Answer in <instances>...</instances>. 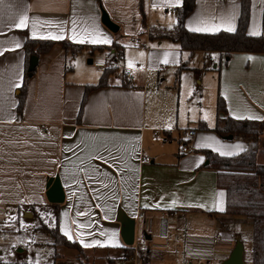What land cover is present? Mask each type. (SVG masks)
<instances>
[{"label":"crops","instance_id":"obj_1","mask_svg":"<svg viewBox=\"0 0 264 264\" xmlns=\"http://www.w3.org/2000/svg\"><path fill=\"white\" fill-rule=\"evenodd\" d=\"M101 2H0V237L8 226L19 230L18 224L26 217H38L43 222L45 214L58 211L60 232L68 238L64 234L67 229L71 241L85 253L92 248L104 255L105 264H134L127 258L133 252L128 253L119 216L138 219L139 211H144L145 218L137 221L147 233L149 248L143 251L148 254V264H223L238 240L244 244V262L249 264L240 233L228 226L231 221H251L243 215L225 213L226 191L217 185V170L206 166L203 150L215 151L218 146L235 150L237 144L243 150L248 147L243 139H226L213 130L218 120L217 100L221 95L227 105L221 117H264V53L234 52L226 60L220 52H190L179 42L151 39L147 27H174L183 0ZM141 2L147 27L142 23ZM103 10L119 25L124 57L116 61L118 65H111L115 69L107 86L88 94L80 115L86 86L98 83L105 70L91 64H111L110 58L115 60V50L108 47L117 38V31L103 23ZM24 15L29 18L28 27H15ZM240 15L241 0H196L185 26L191 31L197 27L219 29L196 31L203 33L228 31L229 26L236 30ZM74 25L78 36L90 40L98 35L111 43L74 41ZM253 31L264 35V0H251L248 32ZM49 33L65 38L53 40L56 43L51 50L38 56L20 113L18 103L27 62L25 43L28 39L52 40L41 38ZM136 38L143 43L135 44ZM62 40L87 48L70 60ZM94 46L107 48L98 50ZM106 53L109 60L104 58ZM95 55L99 57L88 58ZM211 56L216 58L212 64ZM130 61L132 68L128 67ZM126 69H132L131 78L126 76ZM191 128L197 135L187 139L191 152L183 153L180 133ZM205 143L213 147H198ZM57 178L64 191L61 203L48 199ZM221 201L224 211L218 210ZM174 210L181 214L163 215ZM42 222L36 229L51 231L52 227ZM216 234L220 237L214 242ZM81 240L100 241L107 246L85 248ZM109 240L119 246H111ZM23 245L19 251L32 246L29 241ZM57 247L74 252V248ZM57 254L54 259L50 255L53 264L63 256ZM76 257L74 264L78 263ZM93 257L97 262V255ZM0 264L39 263L21 257L15 263L7 262L0 257Z\"/></svg>","mask_w":264,"mask_h":264},{"label":"trees","instance_id":"obj_2","mask_svg":"<svg viewBox=\"0 0 264 264\" xmlns=\"http://www.w3.org/2000/svg\"><path fill=\"white\" fill-rule=\"evenodd\" d=\"M100 4L102 5L101 0ZM141 2L143 12L142 23L147 27L146 14ZM196 0H183V5L179 10L177 24L174 27L152 26L150 32L151 39H170L181 44L184 50L194 52L204 50L207 52H220L225 54L229 60L234 52H260L264 53V35H250L248 25L251 15V0H241V15L235 31H219L216 33H203L191 31L185 26L188 15L194 10ZM117 38L108 49L117 48L120 58L124 57V45L120 42L121 31L116 33ZM53 40L28 39L25 43L27 54L25 80L21 87L18 110L23 112L25 103V88L29 78L34 74L30 70V61L33 56H40L47 53L54 46ZM67 53L72 60L78 53L86 49V45L75 43L69 40H62ZM106 46H94L93 49L103 50ZM219 70V67H216ZM112 69L104 70L98 83L86 86V91L82 100L80 115L82 113L88 94L96 89L107 86L109 75ZM218 120L213 129L220 136L233 135L249 143L248 147L235 155L221 156L211 149L203 150L206 154L207 167L217 170V185L226 191L227 201L225 213L231 215L246 216L253 223V261L252 264H264V165L257 162L259 152L260 137L264 133V121L250 119H235L231 116L221 117L227 112L225 99L219 95L217 100ZM204 129H209L206 125ZM46 228H49L46 226ZM54 238V246H67L79 252H84L83 248L75 242L65 237L59 230V212L55 214V225L51 228ZM128 253L133 249L128 246ZM148 254L141 251L142 264H148ZM59 255H55L58 258Z\"/></svg>","mask_w":264,"mask_h":264},{"label":"rangeland","instance_id":"obj_3","mask_svg":"<svg viewBox=\"0 0 264 264\" xmlns=\"http://www.w3.org/2000/svg\"><path fill=\"white\" fill-rule=\"evenodd\" d=\"M147 30L152 32L153 30L151 27H147ZM115 50V60L113 58H108V55L106 53V56L104 58L108 59L111 64L106 63L107 65H110V69L114 70L115 68L111 65L117 64V62L121 61L119 50L117 48H114ZM80 55H84L83 53ZM105 55V54H103ZM99 55H95L94 57H88V58H98ZM117 61V62H116ZM92 66H95L94 63L91 64ZM217 76V72L215 73ZM218 77V76H217ZM186 114V111H185ZM181 124V123H180ZM184 126L183 124H181ZM186 126V125H185ZM264 133L260 137V143H259V154L257 156V162L263 164L264 161ZM262 154V155H260ZM45 219H43V222L38 217H26L24 222L18 224L19 230H15L8 226V231L4 232L2 236L0 237V257L5 259L7 262H16L18 257H21V259H31L35 263L39 264H53V260L55 255L62 253V258L57 262V264H74L75 260L74 257L78 255V263L77 264H105L104 261V255L99 252V250L95 251L92 248L85 249V252H79L76 249H73V253L71 250L58 248L55 249V246L53 245V235L50 230L42 228L41 231L37 230L36 228L39 225H42V223H46L50 228L54 226L55 224V215L52 213L45 214ZM229 228H234L236 232L240 233V236L242 237V240L245 243V260L250 264L252 261L253 256V224L251 222L247 221H234L229 223ZM4 235V237H3ZM3 237V238H2ZM25 241H29L32 246L25 249V251H19L20 248H23V243ZM72 249V248H71ZM67 250V251H66ZM77 252V254H76ZM88 254V255H87ZM89 254H92V256H89ZM97 255V258L95 257V262L93 260V255ZM119 264H131L128 262L121 261Z\"/></svg>","mask_w":264,"mask_h":264},{"label":"snow or ice","instance_id":"obj_4","mask_svg":"<svg viewBox=\"0 0 264 264\" xmlns=\"http://www.w3.org/2000/svg\"><path fill=\"white\" fill-rule=\"evenodd\" d=\"M0 2H2V0H0ZM28 17L26 15L20 17L19 19V22L15 25V27L17 28H26L28 27ZM219 30L218 28H193L192 31H217ZM228 31H235L234 27L232 26H229L227 28ZM250 35H259L258 32L256 31H253L250 33ZM33 36H36V32L33 31ZM42 39H52V40H61V39H64V35L63 34H59V35H56V34H52V33H49L47 36H42L41 37ZM74 41H77L79 43H84L86 42V40H88V42H91V43H111L110 40L108 39H101L98 35H94V36H91L90 40L87 36H78L77 33H76V29H75V25L73 26V29H72V37H71ZM16 47H19V45L17 44ZM0 55H3V51H0ZM248 59H252L251 57H249ZM165 63L168 62L167 58H165ZM128 67L129 68H132L133 67V64L132 62L130 61L129 64H128ZM16 86H19L18 84ZM205 119H208V116L207 114H205ZM237 119H244V117H237ZM247 119H261V120H264V117H256V116H249L247 117ZM206 140L208 141H211L213 140L212 137H207L205 138ZM198 147H209V148H212L213 147V144L212 143H205L203 145H198ZM223 147L224 146H218V147H215L214 150L219 152V154L221 156H231V155H235L237 151H242L243 150V146L240 145V144H237L234 146V149L235 150H229V151H225L223 150ZM221 196H223V193L220 194ZM175 203V202H173ZM145 207H147V205H145ZM156 207H159V205H156ZM201 207H203V205H201ZM219 211H224V208L222 206V201H221V206L219 207L218 209ZM79 227L83 228V227H86V225H79ZM66 236H68V238L71 240L72 239V236L70 234V232L66 229L65 230V233H64ZM81 244H83V246L85 248H89V247H93V246H107L106 244H102L100 241H94L92 243H84L83 240L80 241ZM109 244H111V246H119L118 244H116L113 240H109L108 242Z\"/></svg>","mask_w":264,"mask_h":264},{"label":"water","instance_id":"obj_5","mask_svg":"<svg viewBox=\"0 0 264 264\" xmlns=\"http://www.w3.org/2000/svg\"><path fill=\"white\" fill-rule=\"evenodd\" d=\"M103 23L107 25L112 31L116 32L119 30V25L115 23L109 14L103 10ZM39 57L33 56L30 61V70H34L38 64ZM224 138L233 139V135H227ZM54 180V179H53ZM52 181V179H51ZM52 183L49 184V186ZM48 199L53 203H61L64 200V191L57 178L54 184L51 185L48 191ZM119 220L122 223V236L127 245H132L135 239L136 219L130 218L125 214L119 216ZM223 264H245L244 262V244L238 240L235 248L233 249L230 257Z\"/></svg>","mask_w":264,"mask_h":264},{"label":"built area","instance_id":"obj_6","mask_svg":"<svg viewBox=\"0 0 264 264\" xmlns=\"http://www.w3.org/2000/svg\"><path fill=\"white\" fill-rule=\"evenodd\" d=\"M135 44H141L143 43L139 38H136L133 41ZM147 45V42H146ZM216 61V58L214 56H211L209 59V63L212 64L213 62ZM94 65L101 68V69H106L109 68V65H107L104 61H93ZM125 74L127 77H132L133 76V71L132 69H126ZM181 151L183 153H189L191 152V147L189 143L187 142L188 138H193L197 135V130L196 129H186L181 131ZM153 135L155 137L159 136V133L157 131L153 132ZM181 214L179 211L174 210V211H165L163 215L165 217H174ZM138 219H136V229H135V239L134 243L130 245V247L133 249V254L130 256H127L128 260L132 261L134 264H142V260L140 257V253L143 250H147L149 248L148 244V237L147 233L145 230L140 229V225L137 220L145 218V212L144 211H139L138 213ZM220 235L216 234L214 236V242H217L219 239Z\"/></svg>","mask_w":264,"mask_h":264}]
</instances>
